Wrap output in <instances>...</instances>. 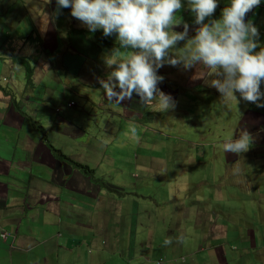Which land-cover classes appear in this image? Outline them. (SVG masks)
I'll return each instance as SVG.
<instances>
[{"label":"crops","instance_id":"crops-1","mask_svg":"<svg viewBox=\"0 0 264 264\" xmlns=\"http://www.w3.org/2000/svg\"><path fill=\"white\" fill-rule=\"evenodd\" d=\"M54 8L55 0H0V224L14 233L10 245L0 243V264H154L162 256L171 260L181 255L186 259L165 264H233L235 256L224 246L231 241L219 216L207 207L192 213L183 204L185 188L175 205L169 191L157 194L167 186L149 181L153 175L141 181L146 172L135 184L140 190L125 196L119 172L111 174L102 163L93 166L96 143L83 127L89 128L97 106L107 101L109 111L122 109L118 114L133 121L154 120L152 113L160 108L155 100L145 104L135 96L109 98L97 82L110 70L103 58L111 49L101 41L102 31L89 32L68 8L59 14ZM245 19L257 26L263 46L264 12L251 10ZM105 38L116 43L115 35ZM196 70L201 77L207 74ZM17 72L19 81L13 79ZM62 85L71 98L60 90ZM208 89L214 94L206 103L220 98L205 84L201 96ZM76 97L83 104L81 114L65 119L64 108L76 107ZM69 101L73 107L66 106ZM256 107L252 103L246 109L238 129L251 132L264 126V107ZM157 139L146 145L154 148ZM153 160L136 155L137 165ZM145 184L157 190L151 192ZM192 216H198L193 235ZM165 239L174 249H167Z\"/></svg>","mask_w":264,"mask_h":264},{"label":"rangeland","instance_id":"rangeland-1","mask_svg":"<svg viewBox=\"0 0 264 264\" xmlns=\"http://www.w3.org/2000/svg\"><path fill=\"white\" fill-rule=\"evenodd\" d=\"M222 8L215 9L213 18ZM178 15L192 28L193 17L187 9L182 7ZM183 43L176 47H182ZM179 51L176 49L172 54L178 55ZM196 69L206 73L210 71L202 64L187 70L180 65L166 64L158 70L164 77L158 86L165 93L172 92L176 104L167 112L158 110L152 113L154 120L150 116L137 121L123 119L118 114L122 109L109 111L110 103L107 101L103 102V107L97 106L89 128L83 127L87 133H92L96 143L97 157L92 156L96 162L93 166L97 168L102 163L101 167H109L111 174L119 172L125 196L130 195L134 188L140 190L141 186L135 187V184L146 172L145 180L141 181H148V174L153 175L149 181L153 179L156 184L167 186L157 194L169 191L175 205L176 199L182 198L180 190L185 188L183 204L187 203L192 213H199L202 207H207L219 216L231 241L224 246L231 245L232 252L239 256L235 258L238 260L236 264H264V148L258 149L256 156L243 160L228 157L223 150L225 140L234 138L231 128L237 129L238 116H243L252 103L227 97H215L206 103L213 98L207 96L214 93L208 89L206 96H201L204 89L202 77L205 75L199 76ZM3 70L8 71L7 68ZM172 73L176 75L174 80L168 76ZM17 75L18 72L13 79L19 81ZM2 84L8 83L2 81ZM22 86L19 84L20 88ZM63 87L60 90L71 98V91ZM55 97L57 106L61 105L58 93ZM75 100L76 107L64 108L62 114L65 119L74 120L80 116L83 104L77 97ZM153 127L159 132H153ZM219 127L225 129L220 130ZM108 131H114L110 138L105 136ZM152 137H158L154 148L146 145ZM53 138L58 140V135L54 134ZM137 154L141 157L151 155L154 160L137 165ZM145 186L151 192L157 190L151 185ZM190 221V234L193 235L198 230V216H192ZM171 248L174 249V245L167 244V249Z\"/></svg>","mask_w":264,"mask_h":264},{"label":"clouds","instance_id":"clouds-1","mask_svg":"<svg viewBox=\"0 0 264 264\" xmlns=\"http://www.w3.org/2000/svg\"><path fill=\"white\" fill-rule=\"evenodd\" d=\"M263 6L264 0H227L226 5L219 0H55L54 14L68 8L71 17L89 32L101 30L105 37L115 35L118 46L106 44L111 50L103 58L110 70L105 78L97 77L109 98L124 100L135 96L145 104L155 100L160 110L167 112L176 101L158 86L164 79L158 70L166 64L180 65L185 70L202 64L210 69L202 77L203 83L215 88L220 98H239L264 107V39L261 46L257 26L245 19L251 10L264 12ZM182 7L193 17L190 35L189 23L182 22L178 15ZM217 7L223 8L219 18H213ZM182 41L183 46L176 47ZM176 49L179 54H172ZM121 50L123 55L119 54ZM74 104L69 101L66 106ZM261 148V125L251 128V132L237 128L234 138L223 143L226 155L240 160L256 156ZM13 238L14 233L0 224V241L10 245ZM226 250L233 253L231 245ZM233 255L239 257L235 252ZM179 259L185 260L186 255L171 260L162 256L154 264Z\"/></svg>","mask_w":264,"mask_h":264},{"label":"trees","instance_id":"trees-1","mask_svg":"<svg viewBox=\"0 0 264 264\" xmlns=\"http://www.w3.org/2000/svg\"><path fill=\"white\" fill-rule=\"evenodd\" d=\"M264 24V23H263ZM101 39V41H103L105 44H107V45H113V46H115V47H117L118 45L117 44H115V43H112L111 41H109L107 38H105V37H101L100 38ZM245 113H246V111H245ZM244 116H245V114L243 115V116H241V115H239L238 116V120L237 121H242L243 119H244ZM42 129V128H41ZM43 130V129H42Z\"/></svg>","mask_w":264,"mask_h":264}]
</instances>
